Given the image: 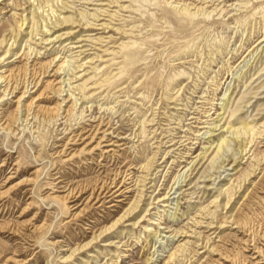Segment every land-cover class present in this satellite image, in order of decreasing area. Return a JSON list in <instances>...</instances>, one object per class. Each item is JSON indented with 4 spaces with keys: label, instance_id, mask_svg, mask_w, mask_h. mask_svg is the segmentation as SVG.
<instances>
[{
    "label": "rangeland",
    "instance_id": "rangeland-1",
    "mask_svg": "<svg viewBox=\"0 0 264 264\" xmlns=\"http://www.w3.org/2000/svg\"><path fill=\"white\" fill-rule=\"evenodd\" d=\"M22 15L30 28L0 43V71L46 67L30 94L44 91L37 103L54 107L53 81L68 102L54 118L16 109L30 73L8 78L19 90L0 99V264H230L227 253L264 264L254 252L264 253V0H0V42ZM61 18L71 23L45 41L42 26ZM29 48V59L13 55ZM100 135L122 145L91 150ZM125 174L130 192L117 202L107 191ZM143 190L131 216L72 260L59 258ZM144 213L148 230V216L131 225Z\"/></svg>",
    "mask_w": 264,
    "mask_h": 264
},
{
    "label": "bare ground",
    "instance_id": "bare-ground-1",
    "mask_svg": "<svg viewBox=\"0 0 264 264\" xmlns=\"http://www.w3.org/2000/svg\"><path fill=\"white\" fill-rule=\"evenodd\" d=\"M102 1V0H101ZM30 2V1H29ZM100 2V1H99ZM108 2V1H107ZM38 4V3H37ZM16 5V4H15ZM42 4H40L39 3V5H38V8H41L42 6H41ZM96 5H97V3H96ZM100 5V4H99ZM121 6V5H120ZM64 8V7H63ZM58 10V9H57ZM22 11H26V8H23V10ZM76 13V12H75ZM96 13V12H95ZM101 13V12H100ZM72 14V13H71ZM70 14V15H71ZM77 14V13H76ZM58 15V14H57ZM75 16H77V15H75ZM79 16V15H78ZM99 17V16H98ZM52 18V17H51ZM75 18H77L78 19V17H75ZM74 18V19H75ZM31 19H33L32 17L31 18H29V17H26V16H24V15H22V17H20L19 18V20L17 21V22H15L14 21V23H16V26H14V29L13 30H11V33H10V36L8 37V39L7 38H3L2 40H1V42L0 43H2V42H8L9 40H11L12 39V43H13V41L14 42H18V39H19V36H20V33H21V31L22 30H24V29H26V28H28V26H29V24H30V21H31ZM55 20H57V19H55ZM79 20V19H78ZM71 20H69V19H64V18H61V19H58V21H56V22H54V23H51V25L53 24V26H51L52 28H45V26L43 25L42 27L44 28V30H43V35L44 36H48V38H43L42 37V39H44L45 41H47V40H55L54 38L53 39H51V37L50 36H52V34L56 31V29H55V27L57 26H59V27H61L64 23H66V22H70ZM73 22H74V20H73ZM47 23H50V22H47ZM47 23H45V24H47ZM71 23V22H70ZM75 23V22H74ZM73 23V24H74ZM82 22H80L79 24H81ZM69 24V23H68ZM61 25V26H60ZM67 25V24H66ZM76 25V24H75ZM13 26V25H12ZM73 26V25H72ZM75 27V26H74ZM86 27H91V26H86ZM29 28H30V26H29ZM67 28V27H66ZM41 31V30H40ZM49 31V33H47ZM52 31V32H51ZM70 32H72V31H70ZM70 32H67V33H70ZM28 34V33H27ZM56 38V37H55ZM49 41H47V42H49ZM51 43V42H50ZM13 44H10V46L7 48V49H5V50H3V58L7 55V54H9L10 52H11V50H13L12 48H11V46H12ZM32 52H33V49H31V48H29V52H28V50L27 51H23L20 55H19V51H16V52H14L13 53V55H15L16 57H20L21 55H23L24 57H27V59H29L30 58V55L32 54ZM35 52V51H34ZM35 54V53H34ZM38 54V53H37ZM12 55V54H11ZM33 55V54H32ZM2 58V59H3ZM52 61H50V63L51 62H53L54 61V59H51ZM60 60V59H59ZM28 61V60H27ZM64 62L65 61H63L62 60V62H60L59 63V66L56 68V70L58 71L59 70V68H61V66H63L64 65ZM49 64V63H48ZM50 65L51 64H49V66L48 67H50ZM26 66V65H25ZM52 66V65H51ZM34 67V66H33ZM26 69H24V71H22V72H10V74H8V75H5L4 74V72L3 71H0V83H2V82H6L5 84H4V88H3V94L2 95H0V99H2L3 98V96L4 95H7V94H9V95H13L15 92H16V90L19 88L18 87V84L17 83H10L11 82V80H9L8 78H15V79H21V75H24V74H26L27 73V71L29 70V73H30V77L28 78V80H27V78L25 79L26 81H22L21 82V86H20V88L22 89L21 91H19L20 92V95L18 96V97H16V99H15V103H16V109H19L20 107H24L25 108V110L26 111H31L32 109H33V107H37L38 108V110H40V109H42L41 111H45V113H47L48 115H49V117L50 118H54L56 115H57V113L58 112H60L61 110H62V104H63V102H68V100H67V98H62L61 99V101H59V96L60 95H62V91H63V89H61L62 88V86L60 87V86H58V87H56L55 85H54V83H52V82H49V83H46V88L47 89H49L50 90V92L52 93V94H54V97L57 99H55L56 100V103H55V105H54V107H52V108H47V107H44V106H40L37 102L39 101V99H40V96L43 94V92H41V93H39L37 96H35V97H33L31 94H30V92H34L35 93V91L36 90H38L39 89V87L40 86H42L43 85V77H45V76H48V75H46V72H47V69L48 68H44V70L38 75V74H36V71H34L33 69H29L28 67H25ZM22 70V69H21ZM16 71V70H15ZM49 74V73H48ZM25 76V75H24ZM11 78V79H12ZM25 78V77H24ZM22 80V79H21ZM24 80V79H23ZM17 82V81H16ZM45 82V81H44ZM20 83V82H19ZM46 89V90H47ZM19 90V89H18ZM45 90V89H44ZM48 90V91H49ZM29 93L28 95H25L26 93ZM7 93V94H6ZM47 94V93H46ZM44 95V94H43ZM49 95V94H48ZM14 96V95H13ZM47 97V96H46ZM42 99V98H41ZM34 111V110H33ZM68 111V110H67ZM38 112V111H37ZM15 118V117H14ZM101 121V120H100ZM101 123V122H100ZM11 124V123H10ZM13 124V123H12ZM10 126V125H9ZM109 126V125H108ZM111 127V126H110ZM2 128H4V129H6L7 128V126H4V127H2ZM11 129V128H10ZM91 130V129H90ZM99 130V129H98ZM101 130V129H100ZM86 131V130H85ZM249 131V129L248 128H246V129H243L242 131L241 130H236V131H234L235 132V134L237 135L238 133H239V135L240 134H244V133H247ZM96 132V131H95ZM88 133V132H87ZM249 133V132H248ZM94 134V133H93ZM118 134V133H117ZM75 135V134H74ZM101 136V135H100ZM110 136V135H109ZM84 137V136H83ZM87 137V136H86ZM97 137H99V136H97ZM69 138H71V137H69ZM77 138V137H76ZM114 138V137H113ZM167 138V137H166ZM82 139V138H81ZM92 139H93V137H92ZM83 140V139H82ZM96 141V140H95ZM174 142V141H173ZM102 143V146L103 147H106V150H105V152H113V151H115V148L114 147H118V146H120V145H122V143L121 144H119V141L118 140H113L112 138H107V139H105L104 138V136H101L100 138H99V140L97 141V143L95 144V145H93V147H91V150H94V149H96L97 148V146H100V144ZM172 144V143H171ZM90 145V143H89V141H88V143H86L85 144V148L86 147H88ZM175 145V144H174ZM173 146V145H172ZM120 148V147H119ZM89 150V149H88ZM120 150H121V148H120ZM87 151V150H86ZM61 152V151H60ZM75 152V151H74ZM118 152V151H117ZM75 154V153H74ZM115 154V153H114ZM111 155V154H110ZM100 156V155H99ZM109 157V156H108ZM131 168V167H130ZM126 170V169H125ZM129 170H131V169H129ZM150 170V169H149ZM119 171V170H118ZM126 172V171H125ZM128 172V171H127ZM150 172V171H149ZM119 173H120V171H119ZM128 174V173H127ZM127 174H125L124 175V177H123V179L120 181V183L119 184H116V185H113V186H111V187H109L108 189V191L107 192H110V194H109V196H112V197H114L115 198V201H117V202H121L122 200H124V198L122 197V196H124L125 195V193H128V192H130V190H129V187L127 186V180L128 179H130V178H126V176H127ZM147 174V173H146ZM117 175H118V173H117ZM121 176V175H120ZM132 176V175H131ZM116 177V176H115ZM118 177V176H117ZM134 177V176H133ZM113 178H114V176H113ZM132 178V177H131ZM130 181V180H129ZM136 181V180H135ZM142 182H144V181H142ZM147 182H148V180H147ZM107 183H108V181H107ZM136 183V182H135ZM150 183V182H149ZM109 184V183H108ZM242 184V183H241ZM112 185V184H111ZM153 185V184H152ZM142 186V185H141ZM241 187L242 186H239L238 187V190L237 191H235V188H234V193L232 194V195H235L240 189H241ZM106 188V187H105ZM131 188V187H130ZM149 188V187H148ZM112 189V190H111ZM103 190H104V188H103ZM106 190V189H105ZM222 190V189H221ZM240 192V191H239ZM70 193H72V191L70 190ZM69 193V194H70ZM220 193V192H219ZM222 193V192H221ZM139 194V193H138ZM150 194V193H149ZM166 194V193H165ZM127 195V194H126ZM228 195V194H227ZM103 196V195H102ZM148 196V195H147ZM226 196V195H225ZM225 196H223V197H225ZM71 197V196H70ZM112 197H110L111 198V200L113 199ZM146 197V193H144V190L143 191H141V193H140V196H139V199L136 201V203H135V205L133 206V208H130L129 210H127L126 212H124L123 214L121 213V215H119L118 217H116V219L115 220H113L109 225H107V226H104V227H101L100 229H98V230H96V231H94V232H92V235H91V238L88 240V241H86V242H84V243H79V244H77L75 247H73V248H67L68 249V254H66L65 256L64 255H62V256H60L59 258L60 259H62L63 260V262L64 261H66V260H70L71 258H73L77 253L78 254H80V252L82 253L86 248H88L89 246H91V244L94 242V241H97V240H99L100 238H102V236L105 234V233H107V232H109V231H111V230H113L114 228H116L122 221H124V219L126 218V217H128L129 215H130V213H133L134 211V209L135 208H137V207H139V203H141V201L142 200H144V198ZM126 198V197H125ZM148 198L151 200V202H149V205H151V204H153L154 203V200H155V203H157V202H159V201H165V200H168L169 199V197H167V194L165 195V196H163V197H158V196H156V195H154V196H148ZM108 199V198H107ZM221 199V198H220ZM231 199H232V197H226V199H225V201L221 204V207L223 208V209H226L225 210V212H224V215H223V218L225 219V220H222V221H225V222H227L226 220L227 219H230L231 218V214L229 213V215L227 214L228 213V208L230 207H228V205H229V203H230V201H231ZM126 200V199H125ZM217 201V200H216ZM109 202V201H108ZM131 203V202H130ZM146 203V202H145ZM144 204V203H143ZM113 204H111L110 206H112ZM146 205V204H145ZM218 206H220V204L219 205H217V207ZM152 208H154V207H149L148 206V208L146 209V213H148V211L149 210H151ZM215 210H216V208H215ZM214 210V211H215ZM133 211V212H132ZM230 212V211H229ZM146 213H144L142 216H141V218L138 220V221H135V222H133V223H131V225H134L135 226V224H137L139 221H141L142 220V218H145V217H149L151 214L149 213V214H146ZM131 216V215H130ZM152 216V215H151ZM216 216V215H215ZM222 216V215H221ZM217 217V216H216ZM135 218V217H134ZM153 219V217H149L145 222L147 223V224H145L144 225V228L145 229H147L148 230V225H152L153 224V222L151 221ZM217 219V218H216ZM242 220V219H241ZM240 220V221H241ZM243 220H245V219H243ZM246 221V220H245ZM143 222H144V219H143ZM216 222V221H215ZM231 222V221H230ZM217 223H218V221H217ZM235 223V222H234ZM239 223V222H238ZM240 223H242V222H240ZM246 223L247 222H245V226H246ZM211 224V223H210ZM242 225H244V224H242ZM215 224H214V228H215ZM222 226H223V222H219V227L220 228H222ZM35 227V226H34ZM208 227H209V225H208ZM211 227V226H210ZM209 227V228H210ZM224 227V226H223ZM212 228V227H211ZM160 229H163V228H160ZM122 230L121 231H119V233H121L122 234ZM185 232V231H184ZM117 233V232H116ZM136 232H131V235L132 236H134V234H135ZM252 233H253V231H252ZM251 233V234H252ZM196 234V233H195ZM255 234V233H254ZM153 235L155 236L156 235V232L155 233H153ZM253 235V234H252ZM148 236H150V234H148ZM254 236V235H253ZM261 237V236H260ZM209 239V238H208ZM255 239V238H254ZM202 240V239H201ZM114 241H110L109 242V244H107V245H110V244H112ZM117 242H119V241H117ZM245 243V242H244ZM203 245H204V247H208L207 246V242H203L202 243ZM202 245V246H203ZM254 245H255V242H254ZM201 246V245H200ZM246 246H247V244H246ZM244 247V246H243ZM256 247V246H255ZM203 248V247H202ZM246 248V247H245ZM263 248V247H262ZM84 249V250H83ZM117 249H118V246H117ZM208 249L209 248H207L206 250H207V252H208ZM210 249H212V248H210ZM66 250V249H65ZM205 250V251H206ZM248 250V249H247ZM263 250V249H262ZM262 250H259L258 248H257V250H255V248H254V252L257 254V256L255 257V258H257V259H264V253H263V251ZM251 251V250H250ZM194 252V251H193ZM211 251L209 250V253H210ZM230 252V251H229ZM119 253H121L122 255L121 256H123L124 255V253L122 252V251H119L118 253H117V255H116V257H120V255H119ZM212 253H216V252H213L212 251ZM218 253V252H217ZM221 253V252H220ZM225 253V252H224ZM241 253V252H240ZM227 254H229V253H227ZM223 255V254H221L220 255V257L223 259V260H225V261H227V262H229L230 264H244V260L243 259H241L240 257H239V255L237 256V255H233V256H230V255ZM233 254V253H232ZM237 254V253H236ZM239 254V253H238ZM253 254V253H252ZM223 255V256H222ZM242 255V254H241ZM254 256V255H253ZM219 257V258H220ZM75 258V257H74ZM152 259V258H151ZM72 260V259H71ZM189 261V260H188ZM219 261V260H218ZM62 262V261H61ZM67 262V261H66ZM246 263V262H245ZM46 264H48V263H46ZM218 264H224V263H221V262H219Z\"/></svg>",
    "mask_w": 264,
    "mask_h": 264
}]
</instances>
